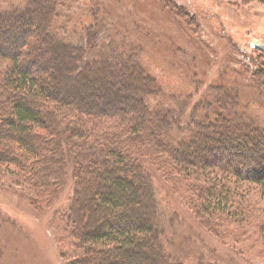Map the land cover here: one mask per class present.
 Masks as SVG:
<instances>
[{
  "label": "trees",
  "instance_id": "1",
  "mask_svg": "<svg viewBox=\"0 0 264 264\" xmlns=\"http://www.w3.org/2000/svg\"><path fill=\"white\" fill-rule=\"evenodd\" d=\"M5 2L0 0V178L50 188L73 180L68 202L57 208L73 224L71 264H219L203 252L205 245L200 252L191 249L205 240L201 233L182 235L185 253L175 249L167 227L173 203L165 200L164 207L153 173L222 244L263 239L264 229L247 222L264 217L254 200V193L264 198V127L251 117L254 104L264 103L263 51L253 47L256 56L249 57L230 43L207 46L216 63L194 100L176 83L165 85L141 60L132 61L138 46L112 45L125 58L120 74L105 61L91 68L92 54L111 49L105 35L117 41L106 1L18 0L1 9ZM184 4L164 7L181 16L188 14ZM69 71L84 91L58 88ZM229 71L245 80L222 79ZM86 73L103 81V93L88 88ZM111 74L128 85L109 83ZM48 201L56 204L57 198ZM3 224L7 219L0 216Z\"/></svg>",
  "mask_w": 264,
  "mask_h": 264
},
{
  "label": "rangeland",
  "instance_id": "2",
  "mask_svg": "<svg viewBox=\"0 0 264 264\" xmlns=\"http://www.w3.org/2000/svg\"><path fill=\"white\" fill-rule=\"evenodd\" d=\"M13 1L18 2V0H6V4L4 3L1 9L11 7ZM104 1L108 4V16H111L110 18L117 24L113 28L117 41H111V38L108 39L105 35L104 45H109L107 48L111 47V49L110 51L104 49L107 52L104 51L105 53L99 55L92 54L93 58L87 60L91 68L99 66L98 61H105L107 64H101L107 65L112 72L119 69V73H115L120 74L123 71L122 61H125V58L117 54V49L115 50L112 45L125 42L129 48L138 46L135 54L138 59L132 61L140 64L142 61V66L148 68L147 70L157 77L160 75L165 85L176 83L180 90L193 93L194 100L199 97L198 92L202 82H208L212 78L209 70L216 63L213 56L212 60L210 59L211 49H207V46L226 47L230 43L233 51L241 49L243 54L254 57L256 55L251 43L264 44L263 0H175L186 3L184 7L188 14L181 16L164 7L175 2L172 0H162L165 1L164 4L160 0ZM84 20L90 22L91 19L86 16ZM188 20L195 23L189 25ZM15 35L12 34L11 37L14 38ZM67 43L74 44L69 41ZM248 59L246 58V61ZM54 65L58 67L60 63L55 61ZM52 71H54L52 68H47L44 72ZM86 74L90 77L85 81L89 84V87H86L103 93L105 86L103 81L95 78L93 73ZM117 74H111L106 80L109 83L120 81L118 85L123 87L127 81ZM73 75L71 71L68 75L65 73V79L58 88H68L72 94L77 90L84 91L78 86L79 80ZM221 77L222 79L237 78L241 82L245 80L243 74L236 75L231 71L225 72ZM132 87V84H129L128 91L136 94ZM209 91H212L211 88ZM262 104L255 103L252 114L249 113L258 125L264 127V103ZM185 115L187 116V113ZM153 174L155 186L160 188L159 198L162 197L160 200L164 207L165 200L173 203L167 213L170 214L167 227L177 243L175 249L181 254L185 253L184 248L188 242L182 235L195 236L201 233L205 240L199 241L197 246L194 245L191 249L195 250L197 247V252H200L205 245L203 252L210 259L216 258L219 264H264L263 231V239L260 241L250 239L235 244H222L219 239L200 227L201 224L186 206L185 199L172 193V185L162 179L163 177L160 178L159 174ZM4 176H7L5 172ZM21 181L13 178L10 182L8 176L4 180L0 178V216L7 219V225L3 224L0 227V264H71V260L76 257L71 249V244L74 243L71 237L72 221L67 216V212L66 214L64 210L58 212L57 208L61 203L63 206L68 202L73 192V180H67V185H62L60 181L58 187L55 185L51 188L42 182L40 184L32 180H28V183ZM243 189L248 192L247 188ZM50 193L53 195L50 196ZM56 198V204L49 203L48 199ZM254 200L264 209V198L254 193ZM99 220L100 218L96 221ZM247 222L252 223L255 229H264V217L260 215L247 219Z\"/></svg>",
  "mask_w": 264,
  "mask_h": 264
},
{
  "label": "water",
  "instance_id": "3",
  "mask_svg": "<svg viewBox=\"0 0 264 264\" xmlns=\"http://www.w3.org/2000/svg\"><path fill=\"white\" fill-rule=\"evenodd\" d=\"M251 46L264 52V44L251 43Z\"/></svg>",
  "mask_w": 264,
  "mask_h": 264
}]
</instances>
